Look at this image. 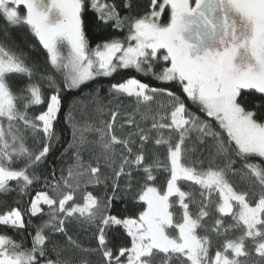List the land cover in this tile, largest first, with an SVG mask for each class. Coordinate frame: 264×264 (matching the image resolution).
<instances>
[{
    "label": "snow or ice",
    "instance_id": "6c2138e0",
    "mask_svg": "<svg viewBox=\"0 0 264 264\" xmlns=\"http://www.w3.org/2000/svg\"><path fill=\"white\" fill-rule=\"evenodd\" d=\"M88 6L87 0H0V18L12 28L27 27L58 73L39 72L22 49L0 41V195H28L44 181L26 208L0 211V226L26 231L31 218L48 217L29 233L30 247L0 232V264H91L86 256L65 257L56 233L81 253L99 252L103 264H264V0H149L148 9L136 16H122L115 0H90L101 24L128 27L125 38L113 37L93 49L82 19ZM122 7L131 11L133 5L129 0ZM158 60L167 66L156 72ZM122 69L177 81L220 131L181 95L129 76L111 83L109 93L114 101L134 98L136 108L124 113V123L136 131L125 133L118 123L119 103L109 109V119L98 118L105 111L98 101L90 121L78 120L70 110L73 163L59 178L53 171L51 182L38 175L59 139L61 91ZM157 96L167 103L153 110L148 106ZM34 106L45 107L32 115ZM137 115L150 119L151 127H141ZM193 130L199 135L189 146ZM29 139L40 146H30ZM197 144L210 148L206 159H193ZM160 173L163 185L157 183ZM101 184L110 188L103 197L87 190ZM126 199L142 203V210L114 213L115 202ZM73 224L95 229V249L68 235ZM117 227L129 240L114 250L109 233Z\"/></svg>",
    "mask_w": 264,
    "mask_h": 264
},
{
    "label": "trees",
    "instance_id": "16d2710c",
    "mask_svg": "<svg viewBox=\"0 0 264 264\" xmlns=\"http://www.w3.org/2000/svg\"><path fill=\"white\" fill-rule=\"evenodd\" d=\"M89 6L86 8L85 13L82 16L84 20V31L86 39L88 40V45L90 49L95 48L97 44L103 43L106 40H109L113 37H118L120 39L125 38L128 35V27L125 24L121 28H116L113 22H108L107 24H101L98 20V14L90 7V0H87ZM118 5H121L120 11L122 16H136L142 15L149 6V0H130L133 5L132 10L122 7L123 4L129 2V0H115ZM167 18V12L163 19ZM0 41H4L5 43L18 47L22 49L23 52L30 58L31 62H34L38 65L39 72L44 73L46 75H57L58 73L50 66L47 62V52L43 49V46L38 42V39L27 29L25 26L12 28L8 26L5 21L0 18ZM164 50H161L158 55H162ZM167 66V63L163 60H158L154 65V71L159 72L163 67ZM129 76H135L138 79H141L143 82L148 83L153 87H161L168 88L171 91L176 92L178 95H181L185 98L188 107L196 113L202 120H208L209 123L212 124V127L216 131H220L217 123L212 119L208 118L206 114L199 111L198 107L195 106L191 101L187 100L185 94L182 92L181 87L177 81L171 82H163L158 81L156 78L149 73L148 75H144L142 73H137L135 69H122L118 70L111 77H96L94 81L88 82L87 86H81L80 89L76 90H62L61 91V110L58 114V123H56L55 128L59 139L53 142V145L50 149V152L47 158L43 161V163L37 169V174L42 175V177H47L49 182L52 181L51 173L54 171L56 178H59L61 175V169L66 170L70 164L73 163L72 159V150L69 149V144L72 143V127L71 124L67 120V114L71 110L73 114L77 117L78 120H85L91 118L94 115V109L96 107L97 101L105 106V111L102 117L103 119H109V109H114L115 104H120L121 116L118 117V123L124 124V132H135L136 128L133 125L125 124L126 116L124 113H131L135 110L136 105L134 98H119V101H114L113 96L109 93V86L111 83L120 82L123 78H127ZM26 82V78L24 80L17 81L18 86H22L23 83ZM45 90L46 96H50L52 94V90L48 88L47 83L45 82L42 85ZM97 89H99V93H97ZM250 90H245V95L247 97V93ZM253 95H258L253 92ZM110 101L112 102L110 104ZM167 103L166 97H156V102L151 104L148 107H151L153 110H156L158 104L160 102ZM45 106H34L33 109H30V114L36 115L40 111L44 110ZM141 112L146 111V107H141ZM137 122L140 123L141 127L150 128L151 120L141 121L140 116H136ZM155 136V133H152ZM199 133L193 130L190 133V140L188 141L189 146L196 142ZM92 138V137H90ZM38 141H41L40 137H37ZM206 144L211 146L213 141L211 139L206 138ZM30 146L38 148L40 143L33 142L32 139L28 141ZM197 152L194 154L193 159H206L209 155L210 148H204L203 145H196ZM204 148L203 155L200 154V150ZM68 149L66 152L65 150ZM161 156L163 157L165 150L163 148L159 149ZM85 160L88 159L87 154H85ZM238 166V165H237ZM105 175L111 176L112 173L110 171H105ZM165 182V174H158L157 183L163 185ZM12 186L15 187V182H12ZM182 187H185L182 185ZM191 187V186H188ZM188 187H185V190H188ZM44 188L43 178L40 182L36 183L33 188L29 190L28 195L22 194L19 191H13L6 195H0V211H4L6 207H15L20 206L22 208H26L28 206V201L34 196L35 191L41 190ZM88 191H92L94 195H98L103 197L105 192H110V188H105L103 184L101 185H89ZM195 191L198 192V188H194ZM79 199V197H78ZM199 199V196H197ZM142 203L136 204L130 199H126L124 202L117 201L114 205V213H118L127 209L129 214H134L140 210H142ZM191 207V205H190ZM45 213L49 211L47 206H44ZM47 215L43 217H33L31 218V226L27 228V230H21L19 232L13 230L12 228H6L4 226H0V232H6L8 235L12 236L16 240H24L25 246L30 247L31 241L29 237V233L32 235L35 234V225L40 224L43 220H46ZM27 220V217H26ZM226 223H231L230 218H225ZM211 222L209 221V224ZM66 227H68L66 225ZM95 229L89 228L87 225H77L73 224L69 227L68 235H71L73 239L83 248H91L95 249L97 247V240L93 235ZM111 243L109 247H113L115 245H119L121 243H127L129 238L126 236L124 230L120 227H117L114 232H110ZM54 238L64 246L67 251L63 253L65 257L71 256L75 260H79L81 257H85L91 262V264H103V259L99 252L93 253H81L78 250L71 247V245L67 244V237L63 234L56 233L54 234ZM115 250V248H114ZM52 258L55 259V254H52ZM254 259H258L257 257H253ZM172 264H179V261L174 260Z\"/></svg>",
    "mask_w": 264,
    "mask_h": 264
},
{
    "label": "rangeland",
    "instance_id": "374dc122",
    "mask_svg": "<svg viewBox=\"0 0 264 264\" xmlns=\"http://www.w3.org/2000/svg\"><path fill=\"white\" fill-rule=\"evenodd\" d=\"M65 51H66V49H65Z\"/></svg>",
    "mask_w": 264,
    "mask_h": 264
}]
</instances>
